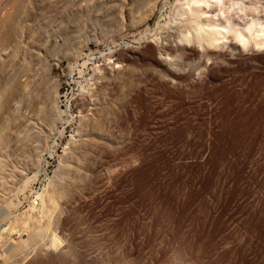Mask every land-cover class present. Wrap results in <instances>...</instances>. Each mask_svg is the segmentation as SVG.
<instances>
[{"label":"bare ground","instance_id":"6f19581e","mask_svg":"<svg viewBox=\"0 0 264 264\" xmlns=\"http://www.w3.org/2000/svg\"><path fill=\"white\" fill-rule=\"evenodd\" d=\"M130 1L131 6L128 8L131 10H133L134 8L137 9L136 7L138 6V4L140 5L139 0ZM141 1L142 0H140V2ZM119 4L123 3L120 0H0V136L4 135L3 138L2 136L0 137V157L2 156L3 158L8 153V149V151L14 154H11V158L12 156L13 158L16 157V159L22 164L24 169L26 168L34 170L31 168L36 162L38 163L39 159L41 158H37V156L41 154L40 152L42 151L39 148H43L44 146V144L41 145V143L47 141L48 139L47 137H45L47 139L45 140L44 138L43 141L40 135L39 137L41 140L38 141L37 136L40 133L39 131H47L50 127L54 126H51L52 123L55 124V121H58L55 120L56 116L58 115H56L55 118H53L54 116H52V114L54 115V113L56 112V110L55 112L53 110L55 107L53 106L54 108L52 107L53 109L51 108V111L50 105L56 103L55 109H57V105H59V103L61 102V96H59L60 93L57 90L58 88L54 89V91L53 86V91H51L52 93H50L49 91L51 90V87L47 86L49 83L46 84V82L48 81L45 82L46 79H44L46 75L43 76V72L40 71V69L42 70L41 64L43 62L44 54L46 55V53L43 52H46V50L49 51L48 48L50 47V44L52 45L57 40H55V37L57 35L58 37L60 36L59 39L61 38V40L64 38L63 36L68 37L66 35H69V39L71 40V42L73 39L75 40V38H73L75 37L73 36L74 34H71L70 32H73L74 29H77L76 26L80 24L78 20H80L81 22V19H83L81 15H86L84 13L87 11H91L89 14L95 16L98 15L97 18L101 16L100 18L102 19L103 23H100L102 24H104L105 22L108 23V21H112L113 19L116 21L115 17L118 18V10H121L122 8H120ZM172 7V12L170 11L171 21L168 20L167 22H164L165 25L162 24L160 26L162 27V29H160L161 34L159 35V37H155V35L152 36L150 34L140 36L138 37L136 43L127 42L124 45L118 47V50L110 49L109 52L107 51L108 54H106V58L101 64L92 66V70L88 76L89 78H86L90 82L86 84L87 86H85L84 89L81 85L80 87L83 90L79 91L81 89L79 88V92L73 93V99L71 97V103L73 107L72 109H74V112H76V126L74 124V130L72 134H69V137L66 141L68 146H64L62 148L63 153L59 154L60 158L54 164L53 169L51 170V174L46 176L45 184L43 185V187H41L38 192L35 191V193L37 192L36 198H28L29 200H27V203L21 206V202L17 201L16 203H14L12 202V200H10L11 198L9 199V201L6 198L2 199L5 196L0 197V201L2 202L0 204V208L1 210H4L2 209L3 207L5 208V215L2 213L3 211L0 212L3 216L0 217V222L4 224V227L0 229V264H137V262H132H135L134 258L138 254H140V250H137L138 253H136V250L134 248V246L137 247L139 245L138 233L132 232L130 234V237L129 235H126V237H129L127 239L125 238V236L123 237L122 233L124 231L123 229L125 228L124 225H126L128 222L131 223L132 227L133 219L129 218L132 215L131 211L133 212L134 210L133 208L124 210L122 206L120 207L122 209V212H120L118 211L119 209L117 207L115 208L118 209L115 210L117 211L115 215L113 214V211L111 213V210H113V208L110 209V205L113 203L112 206H114L120 198L118 196L119 198L117 197V199H115L116 201L112 199L116 188H119L120 185L123 184V182L131 176V174H137L141 169L143 159H146V157L143 158L144 155H142V151H144L142 150V148L144 149V147L139 144L141 142H137V140H143V133H141V129L138 128L141 125L142 117L137 116V114L142 112H140V109L141 106H144V103L146 101L145 95L148 96V92H151L147 91V89L149 87H153L152 85H157L160 88L161 86H164L163 88L168 89V92L170 91L172 94L173 92L175 93L177 89L181 91L183 90L181 96L183 92H185L186 96H188L189 93L188 98L190 97L189 91L191 90L196 92L195 98L199 102V104H203V95H206L208 89L210 88L209 85L215 79H218V74H216L217 72H215L216 70L218 71V69L216 68L225 64L226 66H229L228 64L235 63L237 59H241L242 61L246 60L247 62L248 60L259 61L260 64L261 62L264 63V0H175ZM151 9L150 11H153L154 8L152 10ZM81 10L86 11H84V13H80ZM77 14L81 16V19L80 16H77ZM86 16L89 15L87 14ZM35 20L38 22L44 21L43 24H46L45 26H48L47 29H49V26L53 27V29L50 27L52 32L50 31L49 33H47V29L45 30L43 28H35ZM135 21H130V25L136 24L137 22L135 23ZM67 39L68 38H66V40ZM65 43H67V41ZM53 45L56 46V43ZM50 56L53 57L52 54ZM81 63L84 62L82 61ZM253 63H250V67L252 69V66L254 65ZM233 65H231V67H234ZM84 66L86 67V65ZM243 66H245V64H243ZM247 66L248 65H246V67ZM44 68L45 67H43V69ZM237 68L235 67L236 71ZM231 69L233 70V68ZM248 70L250 71V68H248ZM220 71L221 73H219V75L223 74V70ZM249 71L248 73H250ZM81 72L82 70L80 71V73ZM242 72L243 71H241V73ZM80 73L78 72V74ZM255 73H253V75ZM242 75L245 76L246 74ZM253 75L250 74V76ZM243 76L241 78L244 81L245 79H248L247 76H245V78ZM221 77L223 76L221 75ZM248 80H246L245 82H247ZM239 82L243 83L242 80ZM239 82L237 83V85L239 84ZM249 82H251V80ZM239 85L241 86V84ZM58 87H60V85ZM159 87H157L156 93L159 92ZM245 87L244 89H242V91H245V89H247ZM238 88L239 87H237V89ZM187 89H189L188 93H186ZM223 89L222 92L224 91ZM155 90L153 92H155ZM211 90L213 91V89ZM220 91H218V93ZM194 92L192 95H194ZM214 92L215 91H213V93ZM216 92L214 94L219 96L220 93L218 94ZM166 93V91H164L163 93L159 92V96H163ZM170 94L168 95V97L171 96ZM155 96H157L158 98V94H155ZM211 97L209 98V101L210 99H213ZM155 98H152L153 102V99ZM181 98H183L184 100H188V98H185V96ZM220 98L222 97L220 96ZM150 100L151 99H149V101ZM164 100L162 99L161 102ZM180 100L181 102H183L182 99ZM189 100L191 101L192 98H189ZM197 101L196 103H198ZM153 102L151 104H153ZM213 102L215 103V101ZM170 103V106L172 107V101ZM192 105L193 104H191L190 106L193 107ZM212 105L215 108V105L217 104ZM70 106H68V108ZM164 106L166 108V105ZM207 106L205 108H207ZM174 107H176V105ZM210 107L211 106H209V108ZM216 107L218 108V106ZM165 108L163 110H165ZM217 108L215 109L218 110ZM148 109L149 107L146 110ZM168 109H166V111ZM194 109H197L195 111H198L197 107ZM214 111L213 113L215 114ZM202 112H205V110ZM183 113L181 112V114ZM174 114L175 113L173 112V115ZM196 114L194 116L192 114L191 115L195 118ZM206 114L208 116L207 112ZM211 114L209 116H211ZM174 116L176 117L177 115ZM174 116L171 117L175 118ZM203 116L206 117V115ZM192 118L190 119V115L187 114V119L192 120ZM142 119L145 120V118ZM192 121H195V125L193 126H197L196 120L194 119ZM209 121H211L212 123L215 121V119L214 121L213 119H210ZM171 122H173V120H171ZM183 122H186L185 119ZM177 124L178 123H176L175 126H178ZM205 125H207V123ZM214 125L215 124H213V126ZM191 126H188L189 130ZM166 127L167 126H165V128ZM208 127H210V129L212 128L210 126V123ZM208 127L207 131H204L208 132ZM215 128L217 130L218 127ZM50 130L55 129L51 128L48 130V132ZM189 130L187 132L184 130V132L185 134L189 132L188 137L190 136L192 138L191 135L194 133V131L193 133H191L192 130ZM50 133L51 131L49 132V134ZM62 134L61 136L64 135ZM209 134L210 133L208 132V136ZM50 135L52 136V134ZM211 135L214 134L211 133ZM46 136L49 137V135ZM205 136L207 137V135ZM179 139L181 140V137H178V140ZM182 139L184 138L182 137ZM40 141L41 146L38 145V142ZM145 142L147 143L148 141L146 140ZM59 144L57 143L58 146ZM37 145L38 147H40L38 148ZM11 158H9L10 160H8V162L11 161ZM32 159L34 160V164L31 163ZM17 160L14 161L17 162ZM4 161L5 160H3V162ZM8 162H6V165H8ZM20 163L19 165H15L20 167ZM37 163L35 164V166H37ZM11 165H9V167L7 166V169L10 168ZM15 165L13 164V166ZM20 168L14 169L13 167V170L11 171L13 172L14 170H16L14 172H16L17 174V172L20 171ZM17 169L19 171H17ZM3 170L4 169H2L1 172H3ZM22 170L23 169H21V171ZM24 171L26 172V170ZM4 173L1 174V176L6 175V173L9 174L8 172H6L5 174ZM35 174L36 173L34 172L33 175ZM3 180L6 181L8 179H2V177H0V188L5 190V185L7 184ZM9 180L11 182L12 179ZM140 180H142V178ZM119 190L118 192L116 190L117 194L119 192L121 193V191ZM132 191L130 193H133ZM129 192L127 194H129ZM134 194H136V192H134ZM254 195L256 194L254 193ZM126 196L128 197V195ZM35 199H37L36 203H34ZM94 203H96L95 207H97V203L100 204V206L102 207V212L99 211L101 209L98 210L100 206L96 210L100 213L97 214L95 212L93 206ZM120 204L118 206H120ZM125 204H127V201ZM127 205L129 206V204ZM138 205L141 204L139 203ZM106 206L107 208L105 210ZM119 212L120 214L117 215ZM137 212L138 211H136V215H138ZM231 212L233 213V211ZM138 219H140V217ZM147 220L145 219V221ZM139 221H137L138 224L140 223ZM148 221L147 223H149ZM137 222L135 221V223ZM142 224L143 223H141V226ZM128 225L129 224H127V226ZM117 226H119L120 230ZM146 226L148 228V224H146ZM131 227L129 229H131ZM116 228H118V230ZM132 228L133 230L135 229L134 227ZM127 229L125 228V231ZM140 230H142L141 227ZM127 233L129 234L130 232L127 231ZM143 252L144 250L142 251V253ZM160 253V256L158 255L159 258L161 257V255L163 258L164 256H166L165 258H167V255L169 256L173 253V251L172 253H170L169 250L163 249ZM148 255H146V257L143 256L145 257L143 260H145L146 258H149L150 260L153 259L151 255L150 257H147ZM137 259L135 260L138 261ZM139 260L141 261L142 259ZM143 260L142 262L139 261L140 264H144L145 261L143 262ZM150 260L147 261L151 262ZM149 262H147V264Z\"/></svg>","mask_w":264,"mask_h":264},{"label":"rangeland","instance_id":"374dc122","mask_svg":"<svg viewBox=\"0 0 264 264\" xmlns=\"http://www.w3.org/2000/svg\"><path fill=\"white\" fill-rule=\"evenodd\" d=\"M120 1L123 4H119L120 8L121 7L122 8L121 10H118V18L115 17L116 21L113 19L112 21H108V23L104 21L105 23L102 24L103 22H102V19L100 18L101 16L97 18L98 15L95 16V15L89 14L91 11H87L84 13V11L86 10L84 11L81 10L80 13L83 12L84 14L86 15L88 14L89 16H86V15L83 16V14L81 15L79 13L83 17V19H81V16L77 14L78 17L80 16V19L82 21L80 22V20H78L80 23L78 24L79 27L77 25L76 26L77 29H74L73 32L72 31L70 32L71 34H74L73 36L75 37L73 38H75V40L73 39L71 42V40L69 39V35H66L68 37L63 36L65 40L66 38H68L66 40L67 43H65L66 41L64 40V38L62 39L64 41H62L61 38L59 39L60 36L58 37L57 35L56 36L57 38L55 37V40L56 39L57 40L53 43V44L56 43L57 47L53 44L52 45L50 44V47L49 48L47 47L49 51L46 50V52H43V53H46V55L44 54L45 60L43 57V62L41 64L43 71L41 69L40 71L43 72L42 73L43 76L46 75L47 77L46 76L45 78L43 76L42 77L46 79L45 82L48 81L46 82V84L49 83L47 86L51 87V90L49 92L52 93L51 91L58 88L57 90L60 93L59 96H61L60 97L61 102L59 103V105H57V109H55L56 103L53 105L52 104L50 105L51 111L55 107L53 110L54 112L56 110L55 112L56 114L54 113V115L52 114V116H54L53 118H55V116L58 115L56 116V119H55L58 121L54 120L56 125L52 123L51 126L54 125L55 127L53 126L54 128L50 127L49 129L52 128V129H55L56 131L50 130L51 131L50 134H52V136L49 134L50 131L48 132L49 129L47 131L46 130L39 131L40 133L37 136L38 141L41 140L40 137H42L43 141L45 137H47L48 139L45 138V140L47 139V141H44L42 143L41 141L38 142V145H40V143L41 145L44 144L43 148L40 147L41 145L39 146L40 148L37 145V147L43 151L44 155L42 151L40 152L41 154L38 153L40 156L38 155L37 158L38 159L40 157L41 158L39 159V161L37 160L38 161V163L36 162L37 166H35L36 163L34 164L33 162L34 160L32 159L31 163L34 165L31 169H34V170H30L26 168L24 169L22 164L16 159V157H14L15 159L13 158V156L11 158L12 153L8 151V149H7V152H8L7 154L9 155V157L6 153H5L6 155L4 156L5 158L7 157L6 159L4 157L3 159L2 156L0 157V159L2 158L3 160H5L4 161L5 163L3 162L2 159L0 160L1 162L0 166L1 168L4 167L2 168L4 170H6L7 166L9 167V165H11L14 160H17L18 162L17 163L16 161H14L13 162L14 165L15 164L19 165L20 163V167L22 166L20 168L15 165L16 168H20V171L17 169V171H19L17 172V174L16 172H14L16 170H14L13 172L11 171L13 170V167L14 169H16L15 166H13V164L6 171L3 170V172H1L2 169L0 168V177H2V179H8L6 181L3 180L7 184L5 185L6 186L5 190L0 188V197L5 196L2 199L6 198L7 200H9L11 198L10 200H12V202L14 203H16L17 201L21 202L20 205L23 206L27 203V200L31 198L33 199L36 198V193L45 184L46 176L51 174V170L53 169L54 164L60 158L59 154L63 153L62 148L64 146L65 147L68 146L66 141L69 137V134H72L74 127L76 126V112H74L75 110L72 109L73 107L71 103L73 96H74L73 93L82 91L85 88V86H87L86 84L90 82L86 78H89L88 76L92 70V66H95V65L97 66L101 64L105 60L106 54H108L107 51L109 52L110 49L118 50L119 49L118 47L124 45L127 42L136 43V41L138 40V37L140 36H143L145 34L147 35L150 34L152 36L155 35V37H159V35L161 34L160 29H162V27L160 26L164 24V22H167L168 20L171 21L170 14L173 9L172 6L175 2V0H154V1L153 0H142L143 2L142 1L140 2L139 0V3H140V5L138 4L139 7L137 6L136 7L137 9L134 8L133 10H131L128 8L131 6L130 0H120ZM151 7L152 9L154 8L153 11H150ZM132 20L133 21L136 20L135 23L136 22L137 23L134 25H130V21ZM35 22L37 23L38 21L35 20ZM36 23L34 24V26L37 29L43 28L46 30L48 28V26H45L46 24L45 25L43 24L44 21L38 22L37 24ZM50 27L51 26H49V29H47L48 31V32L46 31L47 33L51 31V28L53 29V27L51 28ZM59 47L62 49H60ZM49 54L50 55L52 54L53 57H51ZM240 60L241 59L239 60L237 59L238 63L236 61L235 62L236 64L233 63L234 65L230 63L234 67H231L230 64H228L229 66H226L225 64L223 66H226V67L219 66L218 68H216L218 69V71L223 70V74L219 75L221 71L220 72H218L217 70L215 71L217 72L216 74H218V79H215L213 81L214 83L212 82L209 85L210 88L208 86L209 89L207 93L209 94L206 93V95H203L202 97L204 101V102L202 101L203 104H199V102L196 100L195 98L196 92L191 91V90L189 91V89H187L186 93H188V91L190 92L189 98H192L191 101L188 98L189 93H188V96H186L185 92H183L181 96V93L183 90L181 91L177 89V91L175 93L173 92L172 94L170 91L168 92V89L163 88L164 86H161V85L160 86L162 89L157 85H152L153 87H149V88H155L156 90L149 89V88L147 89V91H151V92H148V96L145 95L146 97L145 99L146 101H149V99H151L150 100L151 102L149 101L150 102L149 103L145 101L144 106L146 107L141 106L140 112L141 111L142 112L137 114V116L145 118L146 120L145 121L144 119L141 118L143 123L141 121V125H140L141 127L140 126L138 127L141 129V133H143L142 134L143 140L141 139H140L141 141L137 140V142H141L139 144H141V146L144 147V149L142 148V150H144L142 151V155H144L143 158L146 157V159H143V162L141 165L142 170L140 169V171L137 174H134V175L131 174V176L128 179H126V181H124L123 184H121L119 188H116L117 192L120 189L119 191H121V193L119 192L117 194L115 190L114 195L115 194L117 195L115 196L113 195L114 198L112 197V199L115 200L119 196L120 197V198L118 197L119 202L117 201L116 203L117 205L115 204L116 206L115 205L112 206L113 203L110 205L111 206L110 209L113 208V210H111V213L113 211V214L117 213V211L115 210H118V209H119L118 211L122 212V209L120 208L122 206L124 210H129L130 208H133L134 211L135 210L138 211L137 212L138 215H136V211L135 212L131 211L132 215L130 214L131 216L129 218V219H133L132 227H134L135 229L133 230V228L131 227V223L129 222L127 223L129 224L128 225L129 227L127 226V224L124 225L126 229L128 228L126 231H125V228L124 229L122 228L124 231L121 229L123 231L122 232L123 237L125 236L126 239L130 237V234L132 232L138 233V237L140 238V239L138 238V243H139V245L137 246L138 249L136 246H134V248L136 250V253H138V251L140 250L139 252L141 255L138 254L134 258L135 262H132V263L137 262V264H140V262H142V260L146 257V255L149 254L147 257H150L151 255L153 259L151 258L152 260H150L149 258H146L147 260H150L151 262L145 259L143 260V262L144 261L146 262V263L144 262V264H147V262L151 264L152 263L153 264L155 263L156 264H166V263L167 264L169 263L170 264H178V263L179 264H264V144H263L264 143V63L261 62L260 64L259 61H254V60H252L254 63L250 60H248V62L246 60L245 61L243 60L244 61L243 62L241 60L243 64H245V66H243ZM82 61L84 63H81ZM250 63L254 64L253 66L251 64L253 69L250 67ZM84 65H86V67ZM246 65H248L249 67L248 66L246 67ZM43 67L45 68L43 69ZM235 67L236 68L241 67V68L240 69L237 68V71H238L237 72ZM80 68L82 70L81 73H80L81 71ZM231 68H233V70ZM244 68L247 70L248 68H250V71L248 70L250 73H248V71L245 70ZM241 71H243L244 73L243 72L241 73ZM78 72L80 74H78ZM253 73L255 74L253 75ZM242 74H246L245 76H247L248 79L249 78L250 79L249 80L245 79V81L248 80L247 82H245L241 78L243 76ZM250 74L253 76H250ZM221 75L223 77H221ZM245 76L243 77L245 78ZM238 77H240L241 79ZM241 80L242 82L244 81L243 82L244 84L245 83L246 84L244 85L243 83L239 82ZM250 80L251 82H249ZM237 81L239 82V84H241V86L239 84H238L239 86L237 85L238 83ZM59 85L60 87H58ZM81 85L83 89L80 87ZM242 86L244 87L248 86V87H245L247 89H245V91L243 90L244 92L242 91V89H244V87ZM52 87H53V90H52ZM157 87H159L158 88L159 92L161 93H163L164 91L167 92L165 95H163L164 97L159 96V92L156 93ZM237 87L239 88L237 89ZM79 88L81 89L79 90ZM211 89H213V91L215 92L218 89L216 93H218V91L221 90L219 92L220 94L218 93L219 96L214 94L215 92L213 93ZM222 89L225 92L224 91L222 92ZM154 90L155 92H153ZM209 91L213 93V96L214 95L215 96L213 97L212 93H210ZM193 92L195 96L192 95ZM155 94H158V98L157 96H155ZM169 94L171 96L168 97ZM152 96L154 98L156 97L155 98L156 101L155 99H153L154 102L152 101V98H153ZM184 96L185 98L187 97L188 100L186 99L184 100L183 98H181ZM220 96L222 98H220ZM159 97L161 100L162 99L164 100L165 98L164 100L165 102L164 101L161 102ZM210 97L213 99L215 98L216 99L218 98V99L217 100L210 99L209 101ZM180 99H182L184 103L181 102ZM170 100L172 101V104H173L172 107L176 108L177 110L173 109L170 106L171 104ZM196 101L198 103H196ZM213 101H215V103ZM152 102L153 104H151ZM190 103L193 104L192 106L194 108L197 107L198 111H195L197 109H194L193 107H191ZM212 104L214 105L217 104L215 105V108H217L216 106H218L217 108L218 110H216ZM164 105H166V108ZM175 105L176 107H174ZM205 105L206 106L208 105L207 108H205L206 107ZM68 106L70 107L68 108ZM163 106L165 110H163L164 109ZM201 106L203 109L201 108ZM209 106L211 107L213 106V107L209 108ZM148 107L149 109L146 110ZM166 109H168L169 111L168 110L166 111ZM188 110L190 114L188 113ZM204 110L205 112H202ZM213 111L215 112V114L213 113ZM173 112L175 113L174 115H177L176 117L173 115ZM181 112L182 113L184 112V113L181 114ZM206 112L208 113V116L212 113L211 116L208 117ZM198 113L202 115L200 116ZM144 114H145V117H144ZM187 114L190 115V119L196 114L195 118L194 117L192 118V120L195 119L197 122L196 123L197 126H195L196 128L193 126L195 125L194 123L195 121L187 119ZM203 115H206V117H204ZM171 116H174L175 118ZM208 118L209 120L213 119V121L215 119L216 123L215 121L211 123L212 120L209 121ZM184 119L186 122H183ZM171 120H173V122H171ZM168 121L171 123H169ZM176 123H178L177 124L178 126H175ZM206 123L208 126L210 123V126L214 130L212 128L211 130L210 127L205 125ZM191 124L193 127L191 126ZM213 124H215L214 125L215 127H218L217 130L213 126ZM165 126L167 127L169 126V127L165 128ZM188 126H191L192 129L190 127V130H189ZM207 127L209 129L208 132L210 133L209 136H208V132H206ZM183 129L186 132L188 130L189 131L192 130L191 133H193L194 131V133L191 135L192 138L190 136L188 137L189 132L185 134ZM155 130H156V133H155ZM144 133H145V136H144ZM198 133L201 135H199ZM202 133L204 134V136L207 135V137L206 136L204 137ZM211 133L214 135H211ZM42 134H45V135H42ZM61 134L63 136H61ZM46 135H49V137ZM147 135H148V138H147ZM178 137L179 138L181 137L182 141L180 139L179 141ZM182 137L185 139L186 143L184 139H182ZM144 140L145 141L147 140L148 142L146 143ZM149 141H150V144H149ZM57 143L58 144L60 143L59 146L57 145ZM48 152H49V155H48ZM9 158H11L12 162L11 161L8 162V160H10ZM6 162H8L7 163L8 165H6ZM34 167L37 169H35ZM21 169L23 170L21 171ZM24 170H26V172ZM4 172L5 173L8 172L11 175L6 173V175L1 176V174H3ZM34 172L38 174L37 175L35 174L36 175L35 176L33 175ZM137 175L138 176L140 175V176L138 177ZM136 177H138L139 179ZM141 178L142 180H140ZM9 179H12L11 182ZM182 182L183 183L185 182L186 184L185 183L183 184ZM130 190L133 193H130L131 192ZM35 191L37 192L35 193ZM128 192L129 194H127ZM134 192H136V194H134ZM253 192L256 195H254ZM126 195H128V197ZM131 197H135L136 200H139V201H136L135 198H131ZM231 200L235 203H233ZM34 201H35L34 203H36L37 199H35ZM126 201H127V204H129V206L131 207L125 204ZM1 203L2 202L0 201V204ZM118 203L119 204L121 203L120 206H118L119 205ZM139 203L141 205H138ZM95 204L96 203L93 204L95 212L97 214L102 212V209H101L102 207L100 206V204L97 203L96 205L97 207H95ZM132 204L137 207L139 206L140 207L137 208L133 206ZM107 206L105 207V210ZM117 207L118 209H115ZM97 208L98 210L101 209L99 210L100 212L96 211ZM2 209L4 210H1L0 208L1 210L0 212L3 211L2 213L5 215V208L3 207ZM231 211H233V213ZM120 212L117 215H119ZM2 213H0V217L2 216L1 215ZM139 217L140 219H138ZM145 219L146 220L148 219L149 221L148 220L147 221L149 223H147ZM142 220H144L145 223ZM135 221L136 222L139 221L140 223L139 224L138 222L135 223ZM141 223H143L142 224L143 227L141 226ZM146 224H148V228L150 229L147 228ZM3 227H4V224L0 222V229H2ZM117 227L119 228V226ZM130 227L132 231L131 229H129ZM140 227L142 230H140ZM118 228L116 229L118 230ZM138 229L140 230V232ZM127 231L130 233L128 234ZM126 235H129V237L128 236L126 237ZM143 245H144V248H143ZM222 246H223V249H222ZM142 249L144 250L143 252L144 255L142 253L143 251ZM160 249L169 250L170 253H172L173 251V253L170 254L169 256L167 255V258H165L166 256H164V258L167 259L165 260L162 257V255L159 258L161 254ZM135 259H137L138 261H136ZM139 259H142V260L140 261Z\"/></svg>","mask_w":264,"mask_h":264}]
</instances>
